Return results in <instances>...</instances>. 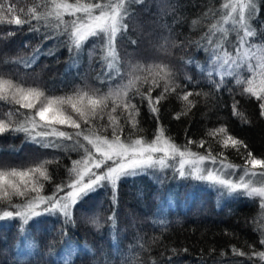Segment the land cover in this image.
<instances>
[{
  "label": "trees",
  "instance_id": "16d2710c",
  "mask_svg": "<svg viewBox=\"0 0 264 264\" xmlns=\"http://www.w3.org/2000/svg\"><path fill=\"white\" fill-rule=\"evenodd\" d=\"M222 2L139 0L129 3V15L125 19L127 30L116 40L121 71H129L130 65L136 63L167 64L179 87L157 105L159 125L147 101L141 103L140 96H136L133 102L139 107V115L135 117L139 123L137 128L125 124L122 139L131 135L133 139L142 136L150 140L158 126H163L167 129L165 135L179 145L191 139L195 142L190 145L192 151L223 153L218 159L226 157L225 163L243 165L241 153L245 149L241 147L238 152L237 148L225 147L223 134H210V130L226 126L228 134L247 144V151L264 159V116L260 102L243 93L235 77H226L224 87L217 91L201 71L210 64V52L204 50L207 41L201 42V37L210 24L221 22ZM20 6L27 10L32 4L23 0ZM250 24L256 36L249 38V42L264 50V0H258L257 12ZM225 27L231 28V24ZM45 35L52 38L45 40ZM236 35L235 31H230L225 42V48L233 55ZM66 38L43 25L40 33L30 32L27 24L0 25V75L11 76L25 87H38L56 96L71 94L77 88L107 92L108 86L100 80L105 65L95 38H90L78 53L73 49L72 54L64 43ZM38 47L40 54L33 60ZM23 61H29L30 66L26 67ZM240 74L250 75L245 70ZM187 77H191L192 82ZM137 87L144 92L149 84L141 82ZM161 90L162 87L155 88L152 96L159 95ZM187 91L193 93L189 101H194V106L179 98ZM234 101L239 102L237 108L242 116L233 114ZM18 108L19 105L0 101V119H23L20 113L28 110L19 109L17 113L15 109ZM9 112L13 115L9 116ZM106 121L107 117L98 124H106ZM120 122H124L123 116ZM63 130L74 131L71 128ZM111 133V127L103 131L109 137ZM201 140L206 141L203 147L198 146ZM72 142L64 141L60 149L44 148L29 140L23 132H5L0 134V168L24 169L43 160L52 161L47 165L52 178L42 181L41 193L50 196L58 183L69 181L72 161L79 159L81 153L68 146ZM173 173L172 169L163 173L149 170L122 178L115 197L111 186L90 192L73 208L72 224H62V217L41 216L29 221L26 231L21 233L18 218L0 222V264H64L65 257L69 264H264L257 256L249 260L233 252V248L248 255L264 251L260 243L264 239L261 236L264 209L260 198L238 194L217 205L216 196L220 190L216 187L181 178L176 173L177 178L171 180ZM198 185L205 187L198 188ZM13 200L19 203L21 198ZM4 210L12 209L5 207ZM113 214L114 220H110ZM64 228L71 238L67 244L66 237L61 234ZM20 245L22 249L28 245L30 252L23 256Z\"/></svg>",
  "mask_w": 264,
  "mask_h": 264
},
{
  "label": "snow or ice",
  "instance_id": "6c2138e0",
  "mask_svg": "<svg viewBox=\"0 0 264 264\" xmlns=\"http://www.w3.org/2000/svg\"><path fill=\"white\" fill-rule=\"evenodd\" d=\"M29 2L32 6L25 10V7L20 6L23 0H0V25L27 24L29 31L36 33H40L41 25L45 29H55L67 37L64 43L68 46L70 54L73 49L78 53L90 38H95L102 52L101 61L105 65L100 80L109 90L101 93L99 89L77 88L71 94L56 96L38 87H25L11 76L0 75V101L19 105V108L15 109L17 113L19 109L28 110L27 113H20L23 117L20 120L0 119V134L8 131L23 132L32 142L51 149L63 148L64 141H74L78 148L83 149L81 158L72 161L69 181L58 183L55 192L50 196L41 193L44 188L42 181L52 178L47 169V165L52 161L43 160L24 169L0 168V220L19 218L21 233L26 231L25 226L29 221L41 216L62 217V224H72L73 208L90 192L111 186L115 197L118 182L122 178L138 176L149 170L163 173L166 169H172L181 178L207 182L222 194L232 195L242 189L243 194L248 197H259L261 208L264 209V182L255 186L251 179L264 177V159L257 158L251 151H247V144L228 134L226 126L212 129L210 134H223L225 138L222 143L225 147L237 148L238 152L241 147L245 149V152L241 153L244 157L243 165L225 163L226 157L224 160L218 159L223 153L213 155L211 150L206 154L194 152L190 145L195 142L191 139L187 140L186 144L179 145L172 137L165 135L167 129L163 126H158L151 140L142 136L133 139L131 135L121 138L125 124H131L133 128L138 126L139 122L135 117L139 115V107L133 102L136 96H140L141 103L147 101L149 111L159 125L160 109L157 105L179 87L175 85L173 73L167 64L136 63L130 65L129 71H121L116 40L127 30L125 19L129 15V3L139 0ZM256 12L255 0H223L220 7L221 22L210 24L208 31L201 37V42L207 41L204 50L210 52V64L207 69L201 68V71L206 73L208 82L217 91L224 87L226 77H235V82L242 86L243 93L255 97L260 102L261 115L264 116V50L260 45L249 42V38L256 36V30L250 24ZM229 23L231 28L225 27ZM230 31L237 33L235 55L225 48ZM217 33L220 35L217 36ZM12 34L14 33H9ZM49 38L52 37L44 36L45 40ZM39 54L38 47L32 59L35 60ZM253 58L255 63L252 62ZM23 63L26 67L30 66L29 61ZM242 69L250 75L241 76ZM187 79L192 82L191 77ZM141 82L149 84L144 92L137 87ZM160 87V94L153 97L152 91ZM192 95L191 91H187L179 95V98L194 106L195 102L189 101ZM238 103L234 101L232 105L233 114L242 116L237 108ZM125 112L126 116L123 115ZM8 115L12 116L13 113L9 112ZM121 116L123 123L120 122ZM179 116L178 113L175 118L178 119ZM105 117L106 124H98V121H104ZM107 127L112 128L111 137L103 134ZM64 128L74 131L68 132L63 130ZM81 138L87 144L83 143ZM205 143L206 141L201 140L198 146L203 147ZM205 161L210 162L213 167H206ZM216 165L219 167H215ZM257 168L262 171L257 172ZM237 170L240 175L234 180L232 177L237 175ZM33 193L35 195H32ZM14 197L21 198V201L14 202ZM5 207L12 210H4ZM109 219L114 220V214ZM61 234L66 237V244L71 241V238L67 237L66 228L61 229ZM261 236L264 237V232H261ZM260 243L264 245V239H261ZM233 252L247 256L249 260L254 255L264 261V251H255L248 255L233 248ZM64 264H69L67 257L64 258Z\"/></svg>",
  "mask_w": 264,
  "mask_h": 264
},
{
  "label": "rangeland",
  "instance_id": "374dc122",
  "mask_svg": "<svg viewBox=\"0 0 264 264\" xmlns=\"http://www.w3.org/2000/svg\"><path fill=\"white\" fill-rule=\"evenodd\" d=\"M255 3H256V5H257V3H258V0H255ZM253 63H255V58H253V61H252ZM242 70H244V69H242ZM151 140V139H150ZM85 144H87V142L86 141H83ZM68 146L69 147H71V149H73L75 152H79V153H81V154H79V159L81 158V156L83 155V149H80V148H78V146L77 145H75V143H74V141L72 142V143H68ZM90 147V146H89ZM205 165H206V167H208V168H212L213 167V165H211V163H209L208 161H205ZM217 167H219V166H217ZM151 171H153V170H151ZM260 171H262V170H260ZM260 171H257V172H260ZM240 175V173H239V170H237V175L236 176H233L232 177V179H234V180H236L237 179V177ZM175 176H176V178H177V175L175 174V173H173V175H171V180H174L175 179ZM251 179L255 182V186H260V184H261V182H264V177H260V176H257V177H251ZM196 182H200V183H206L207 184V182H202V181H196ZM198 188H201V187H205L204 185H198L197 186ZM238 194H243V190L241 189V190H239L238 192H236V193H233L232 195H228L227 193H223L222 194V192L220 191V192H218V195L216 196V203H217V205H220V204H222L223 202H224V200L225 199H231V198H233L234 196H236V195H238ZM259 198V197H258ZM227 199V200H228ZM223 201V202H222ZM226 201V200H225ZM0 215H2V212H0ZM6 219H9V218H5L4 220H6ZM19 219V218H18ZM4 220H0V222L2 223H4ZM25 237H27V235L25 234ZM28 242V241H27ZM19 249H20V251H21V254L23 255L24 253L25 254H27V253H29L30 252V247L28 246V245H26V246H24L23 247V249L21 248V245L19 246ZM24 256V255H23Z\"/></svg>",
  "mask_w": 264,
  "mask_h": 264
}]
</instances>
